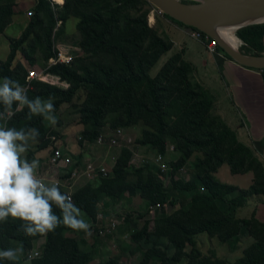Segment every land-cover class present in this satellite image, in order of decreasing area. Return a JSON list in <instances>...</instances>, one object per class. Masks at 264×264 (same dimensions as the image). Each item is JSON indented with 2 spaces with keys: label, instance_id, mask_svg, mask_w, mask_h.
<instances>
[{
  "label": "trees",
  "instance_id": "1",
  "mask_svg": "<svg viewBox=\"0 0 264 264\" xmlns=\"http://www.w3.org/2000/svg\"><path fill=\"white\" fill-rule=\"evenodd\" d=\"M21 1L0 0V35L21 14L17 11ZM151 8L145 0H64L60 5L34 0L25 28L9 40V53L0 62V81L5 76L18 81L30 99L54 96L55 114L64 106H74L79 146L84 142L95 145L105 127L127 131L138 126L143 128L134 145L145 148L152 157L165 158L167 146H173L167 186L153 162L131 165L132 149L122 147L106 176H98L72 193L73 204L81 210L79 218L91 226L101 211L104 218H111L114 207L130 205L134 199L146 209L144 214L132 210L118 216L122 221L115 233L128 237L129 244H118L123 255L95 264H131L135 252L140 254L136 264H264V223L254 214L242 219L236 216L248 197L264 196V164L214 113L215 97L194 78L183 51L171 54L154 76L149 75L173 48L167 35L149 26ZM70 18L77 20L79 34L77 50L71 51L75 57L69 64L47 67ZM235 34L243 44L239 51L252 56L263 53L264 23L238 29ZM35 65L57 78L58 84L27 82L28 71ZM80 91L84 92L82 102L72 104ZM27 112L24 108L10 120H0V125L39 130L37 142H29L36 145L26 154L31 162L36 153L51 147L58 134L41 116L27 119ZM189 162L193 176L184 180L178 174ZM223 165L233 175L252 173L251 185L238 189L221 183L214 174ZM166 206L175 209L166 212ZM152 208V217L144 219ZM54 211L60 215L59 209L54 207ZM21 224L11 217L0 222V249H17L23 260L30 261V252L43 240L40 254L31 264H93L99 255L95 246L87 248L77 237L82 230L61 225L44 235L26 236ZM199 234L218 239L231 251L245 237L252 242L240 258L228 263L202 255L195 241ZM115 241L120 242L119 238ZM0 264L19 261L0 260Z\"/></svg>",
  "mask_w": 264,
  "mask_h": 264
},
{
  "label": "crops",
  "instance_id": "2",
  "mask_svg": "<svg viewBox=\"0 0 264 264\" xmlns=\"http://www.w3.org/2000/svg\"><path fill=\"white\" fill-rule=\"evenodd\" d=\"M156 17H160V24L167 28V36L173 42V48L169 53L173 54L183 51V58L193 68L194 78L207 88L215 97L214 113L235 132L238 140L249 147L254 155L264 164V73L261 70H253L236 64L224 56V54L218 49L214 52H209L206 48V43L202 41H200L202 46L201 52L191 51L188 47L182 49L181 44L183 45V41L181 40V37L188 35L191 37L192 30L180 26L168 18L166 19L164 16ZM22 18L24 17L17 15L9 26L17 25V27H19L23 24L21 27V30L23 31L28 19L25 18L22 22ZM49 80L52 84H58L57 78L50 77ZM112 132L113 131L108 127L103 129V133L107 135ZM124 133H126V131H124ZM124 137L116 146H109L108 144L101 146V149H103V151L105 150L107 154H110V157L112 155L113 158H110V160L107 155L104 156V159L103 157L96 159L92 156L94 155L93 151L98 149V146L96 145L90 146L88 143L84 142L82 146H79L78 143L76 145L71 144L68 146L57 140L56 145L63 151V153L67 156H71V158L76 161V166L80 169L81 176L71 181V179L63 175L66 171L65 166L61 164L51 165L49 162L50 155L49 158L46 159V162L43 163V156L42 154H39L40 152L34 155V158L39 160V167L36 170V175L45 183H58L60 189L67 186L74 192L89 181H92L87 174L82 173L86 163H89L90 161L95 162L97 165L103 163V166L107 170H111L110 168H112L119 150L122 147L128 146H121ZM134 154L145 156L146 150L145 148H140L134 145L132 156H134ZM167 156L170 158L173 156V153L167 154ZM132 159L133 157L131 158V161ZM193 159L194 158H192L190 162H192ZM190 162L178 174L181 177V173H184V176L182 177L184 180H188L193 176ZM131 165H133L132 162ZM214 176L221 183L238 189L248 188L253 180L252 173L243 175L231 174L227 165L221 166ZM252 214H254V217L258 221L264 223V196L248 197L246 204L236 210L237 218H249ZM98 215L102 217V229L105 231L108 227L110 217L104 218L102 211ZM72 236L75 235L72 234ZM77 237L85 242L87 248L91 246L97 248L99 255L96 260L99 258L100 261H104L109 257L123 255L115 241L120 237L116 235L115 231L111 234H104L103 236H99L97 233H92L90 237H87L85 232L82 231ZM126 238L127 237L124 236V239ZM245 239H247V237L243 238V240ZM111 243L115 245L113 253H110ZM96 260L93 264L97 262ZM21 261L23 262H19V264H31V259L30 261L21 259Z\"/></svg>",
  "mask_w": 264,
  "mask_h": 264
},
{
  "label": "clouds",
  "instance_id": "3",
  "mask_svg": "<svg viewBox=\"0 0 264 264\" xmlns=\"http://www.w3.org/2000/svg\"><path fill=\"white\" fill-rule=\"evenodd\" d=\"M53 101L51 95L47 99H30L26 88L7 76L0 81V105L3 106L0 120H10L27 108V119L41 116L55 126L58 121ZM39 135L35 127L16 129L0 125V222H7L9 217L22 221L20 230L26 236L44 235L63 225L82 230L90 237L91 225L79 218L81 210L71 197L60 191L58 183L49 184L38 178L39 160L34 158L29 162L25 157L29 142H37ZM18 258L17 249H0V260L15 262Z\"/></svg>",
  "mask_w": 264,
  "mask_h": 264
},
{
  "label": "rangeland",
  "instance_id": "4",
  "mask_svg": "<svg viewBox=\"0 0 264 264\" xmlns=\"http://www.w3.org/2000/svg\"><path fill=\"white\" fill-rule=\"evenodd\" d=\"M181 1H189V0H181ZM59 2H60V0H59ZM33 5H34V0H24V1H21L18 3L17 11L21 13V14H19V16L24 17V18H22V22L25 18L29 20L30 16H28L27 13L32 10ZM151 9H150V11H151ZM159 18L160 17H155L154 22H152V19H150V21H151L150 27L155 28L161 34L168 35L167 34V28L160 24ZM76 23H77V20H75L74 18H70L65 23L64 32H63L62 36L60 37V39H57V41H56L57 44L59 43L57 46L60 45L61 47H63V49L65 48L66 50H69V52L77 50L75 44L79 38V34L76 31ZM16 24H19V23H16ZM22 25L23 24H21L19 27H17V25H12L11 27L9 26L6 28L4 33L2 35H0V62L4 61L6 59L8 53H9V46H8L9 40L11 38H17L20 35V33L22 31L21 30ZM235 33H236V31L234 32V35L236 36ZM181 40L183 41V45L181 44L182 49H184L185 47H188L191 51L201 52L202 46H201L200 41L193 39L189 35L181 37ZM177 41H178V39H177ZM60 42H62L64 45H62ZM242 46H243V44L239 40L238 49L239 50L243 49ZM263 53H264V45H263ZM170 55H171V53H167L159 59L157 64L149 72V75L151 77L157 73L159 68L163 65V63L166 61V59ZM35 68L42 69L37 65H35ZM32 69H33V67L30 68V71ZM83 98H84V92L80 91L74 97L72 104L79 105L82 102ZM55 115H56L57 121H58L55 126H52L49 124L48 121H45L46 126L51 128L54 132H56V134H58L55 137V140H56L55 142H57V140H58V142H63V143H65V145H68V146L71 144L76 145L78 143V140L80 137L79 131H78V126L76 125V121H75L76 117H77L76 108H74V106H66V107L64 106V108ZM142 128H143L142 126H138V127L127 130L125 135H124L125 137H124L123 141L121 142V146L128 145L126 147H130L131 149H133L134 148V140L139 136ZM51 148H48L45 151H41L40 153L38 152L39 154H42V156H43V160H42L43 163L46 162V159L49 158V155L53 149V148L52 149ZM101 148H102L101 146H98V149L93 151L94 155H92V156L94 158L100 159L101 157H103V159H104L105 155H107L109 157V160H110V158H113L112 155L110 157V154H107L105 152V150L103 151V149H101ZM29 149L34 151L36 149V145L33 143H29ZM170 153H172V152H168V154H170ZM26 154H25V157H26ZM143 157H147L149 159L153 158L152 155L149 153H146L145 156H143ZM141 159H142V157H140V156H136V157L133 156L132 164L134 166L139 165ZM169 160H170L169 156H166L165 157V163L167 164L169 162ZM183 176H184V173H181V178ZM163 182H164L165 186H167L169 184L167 175L163 177ZM143 205L144 204L139 199H134L130 205L121 204V205L114 207L113 208L114 212H112V214H114V215L116 214V216L122 217V216H124L125 212H130L132 210H137L138 212L140 211L141 213L144 214V213H146L145 212L146 209L144 208ZM165 209H166V212H171L175 208L166 206ZM152 215L146 214L144 216V219H146V220L150 219L152 217ZM66 235L72 236V234H66ZM119 240H120V242H116L117 246H118V244H122V245H128L129 244L128 237L126 239H124V236H121V237H119ZM195 241H196L197 248L201 252L202 255H204V256L214 255L219 259H223V260L227 261L228 263H233L238 258H240L241 254H242V250L244 248H246L248 245H250V243L252 242V240L250 238H247V239H245L239 243L240 245L238 246V248L236 250L231 251L229 249L228 245L220 243V241L216 238H209L206 234L197 235L195 237ZM42 243H43V240L38 241L36 243L35 247L40 250ZM114 246L115 245H113L112 243L110 244V253L114 252V250H115ZM18 254H19L18 261L23 262V261H21V259L23 258V255L19 251H18ZM134 255L135 256L132 257L130 260L131 264L137 263L140 254L135 252ZM96 261L100 262L99 258ZM179 264H185V261H182Z\"/></svg>",
  "mask_w": 264,
  "mask_h": 264
},
{
  "label": "water",
  "instance_id": "5",
  "mask_svg": "<svg viewBox=\"0 0 264 264\" xmlns=\"http://www.w3.org/2000/svg\"><path fill=\"white\" fill-rule=\"evenodd\" d=\"M164 16L201 32L214 41L236 64L264 71V53L246 55L229 46L220 35L222 29H238L264 23V0H145Z\"/></svg>",
  "mask_w": 264,
  "mask_h": 264
},
{
  "label": "built area",
  "instance_id": "6",
  "mask_svg": "<svg viewBox=\"0 0 264 264\" xmlns=\"http://www.w3.org/2000/svg\"><path fill=\"white\" fill-rule=\"evenodd\" d=\"M50 2H51V4L60 5L58 2H55V0H50ZM27 15L31 16V12H28ZM156 16H163V14L159 10L152 7V9L148 15L149 26H150V22H151L150 19H152V22H154V18ZM191 37L193 39H196L198 41H202V42L206 43V48L209 52H214L217 49V45L214 41L209 40V38L207 36L203 35L201 32H199L197 30L192 31ZM58 44L57 43L54 44V49H55L54 56L48 60L47 65H46L47 67L52 66V65H56L57 63L69 64L72 62V60L75 57L74 54L67 51L65 48L63 49V47H61L60 45H59L60 47L57 46ZM49 79H50V77L48 75H46L45 69H37L35 67H33V69L31 71L30 70L28 71V74L26 77L27 82L32 81V80H38V81H42V82H46V83H51V81ZM124 135H125L124 130H121V129H117L108 135L102 132L100 134V136L98 137V139L96 140L95 145L96 146H104V145L108 144L109 146H116L118 144V142L124 137ZM52 141H53V145L51 147L53 149L50 147L52 149V152H51L50 158H49L50 164L51 165L61 164V165L65 166L66 171L63 175L67 176V178L71 179V181H73L76 178H78L79 176H81V173L79 171L80 169L76 166V161H74L71 158V156H67L63 153V151L56 145L57 142H55L56 141L55 138H52ZM173 150L174 149H173L172 145L167 146V152H173ZM132 152H133V149H132ZM136 156H138V155L134 154V157H136ZM140 157H142V159L140 160L139 165L147 164L148 162H153L158 168L160 178L163 180V177L166 176L168 171H169V167L165 163V158L162 155H156L152 159H149V158L143 157V156H140ZM139 165H136V166H139ZM84 167L85 168L82 171V173L87 174V176L89 178H91L92 180L94 178L96 179L98 176H106V174L109 173V171H110L109 169L107 170L103 166V163H100L99 165H97L93 161L86 163V165ZM60 190H64L68 196H70V197L72 196L73 191H71L70 188H68L67 186H65V188L60 189ZM154 210L155 209L152 208L148 212V215H152ZM121 221H122V219L120 217L113 215L109 219L107 229L105 231H103V229H102L103 228L102 217L100 215H98L96 221L91 226V232L97 233L99 236H103L104 234H107V233L111 234L113 231L116 230V228L119 226ZM39 254H40V250L35 247L34 250L30 252L29 259L36 258L39 256Z\"/></svg>",
  "mask_w": 264,
  "mask_h": 264
},
{
  "label": "bare ground",
  "instance_id": "7",
  "mask_svg": "<svg viewBox=\"0 0 264 264\" xmlns=\"http://www.w3.org/2000/svg\"><path fill=\"white\" fill-rule=\"evenodd\" d=\"M55 2H58L61 4V0H55ZM220 35L221 37L225 40V42L231 46L234 49H238L239 46V40L238 38L234 35V29H222L220 30Z\"/></svg>",
  "mask_w": 264,
  "mask_h": 264
}]
</instances>
